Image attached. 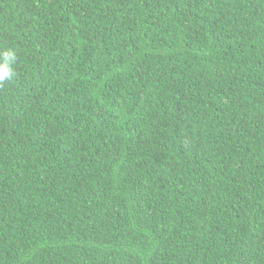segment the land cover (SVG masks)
Wrapping results in <instances>:
<instances>
[{
    "label": "trees",
    "instance_id": "obj_1",
    "mask_svg": "<svg viewBox=\"0 0 264 264\" xmlns=\"http://www.w3.org/2000/svg\"><path fill=\"white\" fill-rule=\"evenodd\" d=\"M0 264H264V0H0Z\"/></svg>",
    "mask_w": 264,
    "mask_h": 264
},
{
    "label": "clouds",
    "instance_id": "obj_2",
    "mask_svg": "<svg viewBox=\"0 0 264 264\" xmlns=\"http://www.w3.org/2000/svg\"><path fill=\"white\" fill-rule=\"evenodd\" d=\"M16 60L17 54L15 49H4L0 51V83L12 78Z\"/></svg>",
    "mask_w": 264,
    "mask_h": 264
}]
</instances>
